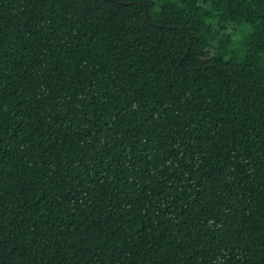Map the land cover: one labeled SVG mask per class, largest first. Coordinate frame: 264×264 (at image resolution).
I'll return each mask as SVG.
<instances>
[{"label":"trees","instance_id":"trees-1","mask_svg":"<svg viewBox=\"0 0 264 264\" xmlns=\"http://www.w3.org/2000/svg\"><path fill=\"white\" fill-rule=\"evenodd\" d=\"M0 264H264V0H0Z\"/></svg>","mask_w":264,"mask_h":264}]
</instances>
